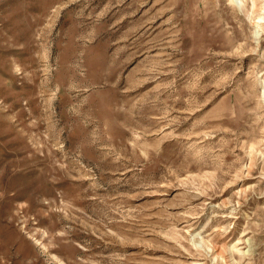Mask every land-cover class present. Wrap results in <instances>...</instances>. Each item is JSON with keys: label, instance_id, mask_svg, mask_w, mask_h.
Listing matches in <instances>:
<instances>
[{"label": "rangeland", "instance_id": "374dc122", "mask_svg": "<svg viewBox=\"0 0 264 264\" xmlns=\"http://www.w3.org/2000/svg\"><path fill=\"white\" fill-rule=\"evenodd\" d=\"M7 263L264 264V0H0Z\"/></svg>", "mask_w": 264, "mask_h": 264}, {"label": "bare ground", "instance_id": "6f19581e", "mask_svg": "<svg viewBox=\"0 0 264 264\" xmlns=\"http://www.w3.org/2000/svg\"><path fill=\"white\" fill-rule=\"evenodd\" d=\"M247 241H248V239H247ZM4 255V254H3ZM8 264V263H7ZM17 264H19V263H17Z\"/></svg>", "mask_w": 264, "mask_h": 264}]
</instances>
